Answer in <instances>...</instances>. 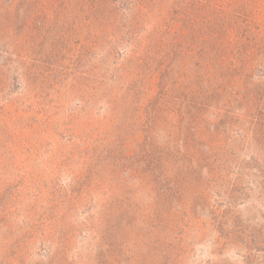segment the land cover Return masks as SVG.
Returning <instances> with one entry per match:
<instances>
[{
  "label": "rangeland",
  "instance_id": "1",
  "mask_svg": "<svg viewBox=\"0 0 264 264\" xmlns=\"http://www.w3.org/2000/svg\"><path fill=\"white\" fill-rule=\"evenodd\" d=\"M0 264H264V0H0Z\"/></svg>",
  "mask_w": 264,
  "mask_h": 264
}]
</instances>
